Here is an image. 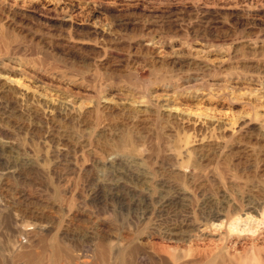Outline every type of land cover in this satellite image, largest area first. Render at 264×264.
I'll use <instances>...</instances> for the list:
<instances>
[{"label":"rangeland","instance_id":"374dc122","mask_svg":"<svg viewBox=\"0 0 264 264\" xmlns=\"http://www.w3.org/2000/svg\"><path fill=\"white\" fill-rule=\"evenodd\" d=\"M22 251L264 264V0H0V264Z\"/></svg>","mask_w":264,"mask_h":264},{"label":"bare ground","instance_id":"6f19581e","mask_svg":"<svg viewBox=\"0 0 264 264\" xmlns=\"http://www.w3.org/2000/svg\"><path fill=\"white\" fill-rule=\"evenodd\" d=\"M259 206H257V208H258ZM260 207H261V205H260ZM262 208V207H261ZM239 210H240V208H238ZM259 210H260V208H259ZM240 212H241V210H240ZM216 215V214H215ZM219 215V214H218ZM223 216V215H222ZM230 216V215H229ZM231 217V216H230ZM213 218V217H212ZM223 218V217H222ZM25 235V234H24ZM172 238V237H171ZM222 251V250H221ZM224 252V251H223ZM216 253V252H215ZM219 253V252H218ZM213 255H215V254H213ZM17 257L19 258V260H21L22 262L21 263H23V264H29V262H30V260L32 259L31 258V256H30V254H28L27 252H20V253H18V255H17ZM55 257H56V255L54 254V255H50V259L51 260H54L55 259ZM210 258V257H209ZM213 258V257H212ZM211 258V259H212ZM215 258V261H212V263L213 264H233L229 259H227L226 258V255H225V253L223 254V253H220L219 255H217L216 257H214ZM203 259V258H202ZM58 260V259H57ZM197 260H198V258H197ZM200 260V259H199ZM214 260V259H213ZM203 261V260H202ZM51 262V261H50ZM55 263H56V261H54ZM199 262V261H198ZM31 263V262H30ZM52 263V262H51ZM53 264V263H52Z\"/></svg>","mask_w":264,"mask_h":264}]
</instances>
